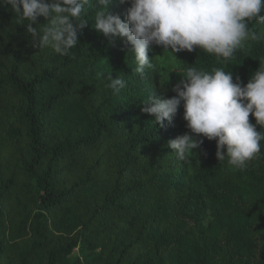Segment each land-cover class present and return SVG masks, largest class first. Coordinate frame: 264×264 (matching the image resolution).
I'll use <instances>...</instances> for the list:
<instances>
[{
	"label": "trees",
	"instance_id": "obj_1",
	"mask_svg": "<svg viewBox=\"0 0 264 264\" xmlns=\"http://www.w3.org/2000/svg\"><path fill=\"white\" fill-rule=\"evenodd\" d=\"M129 6L107 12L123 21ZM84 19L61 56L0 7V264H264V141L243 171L216 160L215 140L180 161L167 142L189 131L182 104L165 127L141 111L149 95L175 96L189 66L246 85L264 39L227 63L150 45L157 67L141 76L124 38L98 33L89 6ZM109 73L125 80L118 94Z\"/></svg>",
	"mask_w": 264,
	"mask_h": 264
},
{
	"label": "clouds",
	"instance_id": "obj_2",
	"mask_svg": "<svg viewBox=\"0 0 264 264\" xmlns=\"http://www.w3.org/2000/svg\"><path fill=\"white\" fill-rule=\"evenodd\" d=\"M111 0H0V7L9 5L18 24L26 23L33 47L50 48L61 56L69 55L78 44V32L88 22L86 6L94 9L92 27L105 37L124 38L131 46L135 71L143 76L157 65L148 56L150 45H157L170 54L195 49L212 54L227 63L237 51L252 42L264 39L252 22L264 24V0H119L130 6L125 19L107 12ZM44 17V25H32ZM39 26V27H38ZM182 79L172 88L175 96L167 99L149 95L141 111L154 117V123L170 125L179 107L187 133L167 142L171 153L180 161L190 160L204 139L215 140V158L243 171L249 162L258 159L264 131V60L246 85L223 67L210 71L189 66ZM107 87L118 94L125 80L112 78ZM255 120L250 123L249 116Z\"/></svg>",
	"mask_w": 264,
	"mask_h": 264
},
{
	"label": "rangeland",
	"instance_id": "obj_3",
	"mask_svg": "<svg viewBox=\"0 0 264 264\" xmlns=\"http://www.w3.org/2000/svg\"><path fill=\"white\" fill-rule=\"evenodd\" d=\"M77 254H78V250L75 251V255H77Z\"/></svg>",
	"mask_w": 264,
	"mask_h": 264
}]
</instances>
